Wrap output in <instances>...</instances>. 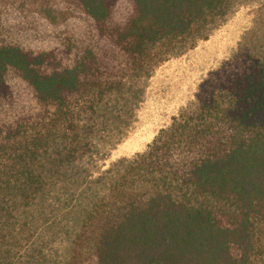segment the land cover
Listing matches in <instances>:
<instances>
[{"label":"trees","instance_id":"1","mask_svg":"<svg viewBox=\"0 0 264 264\" xmlns=\"http://www.w3.org/2000/svg\"><path fill=\"white\" fill-rule=\"evenodd\" d=\"M235 1L47 0L0 25V264H264V36L142 153L103 147L132 81Z\"/></svg>","mask_w":264,"mask_h":264},{"label":"rangeland","instance_id":"2","mask_svg":"<svg viewBox=\"0 0 264 264\" xmlns=\"http://www.w3.org/2000/svg\"><path fill=\"white\" fill-rule=\"evenodd\" d=\"M47 0H0V25L38 22ZM264 36V0H236L226 16L204 39L176 49L131 85L135 99L125 91L132 111L118 121L103 145L114 161L142 153L172 117L202 91L236 71L242 58L258 47ZM235 53L240 57L235 60ZM134 96V95H133Z\"/></svg>","mask_w":264,"mask_h":264}]
</instances>
